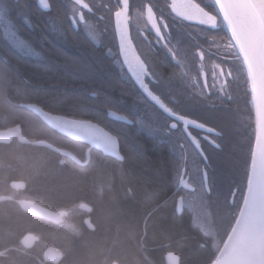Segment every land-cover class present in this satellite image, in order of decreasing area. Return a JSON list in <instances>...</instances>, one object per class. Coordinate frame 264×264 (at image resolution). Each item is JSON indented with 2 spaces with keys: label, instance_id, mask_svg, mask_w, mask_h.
<instances>
[{
  "label": "trees",
  "instance_id": "16d2710c",
  "mask_svg": "<svg viewBox=\"0 0 264 264\" xmlns=\"http://www.w3.org/2000/svg\"><path fill=\"white\" fill-rule=\"evenodd\" d=\"M16 65L11 96L20 97L32 84L31 93L48 104L63 112L78 109L80 115L118 135L124 160L93 149L87 167L72 161L61 165L57 154L45 147L0 144V195L10 192V182L23 180L26 190L21 195L52 211H67L74 226L26 213L14 199L0 202V264H44L42 257L49 247L62 255L57 264H167L169 252L180 257V264H212L217 251L210 239L189 213L177 212L173 177L177 159L161 144L138 134L136 126L109 119L104 94L95 100L86 96L84 101L80 92L68 87L72 78L65 70L28 72L23 62ZM8 76L0 77L1 85L7 84ZM32 115L53 134L55 145L73 147L75 140ZM30 127L37 126L31 121ZM82 204L91 205L92 211L82 210ZM88 216L93 228L82 223ZM26 234L35 236L29 249L21 242Z\"/></svg>",
  "mask_w": 264,
  "mask_h": 264
},
{
  "label": "flooded vegetation",
  "instance_id": "af4514ba",
  "mask_svg": "<svg viewBox=\"0 0 264 264\" xmlns=\"http://www.w3.org/2000/svg\"><path fill=\"white\" fill-rule=\"evenodd\" d=\"M12 2L13 4L10 6L16 9V11L20 13L32 11L34 13V21L38 24H43V20L39 14H35L36 7L39 6V0H35V5L33 4V0H12ZM50 2L55 3V8L51 13L52 20L49 25L51 35L48 37L47 43H44L43 40L40 39L42 29L35 34L26 33L29 37L35 35L38 40L36 45H32V52H28L24 48H17L14 44H10L5 35V27L3 24H0V66L3 67V76L4 74L10 76L6 85L0 84V133H4L0 137L2 140L0 144L11 146L17 145L16 143L23 144L20 141L23 137L32 141L44 140L54 144L50 139L53 134L44 128L41 122L39 123V121H36L38 119H35L32 115L36 114L24 106L27 104H35L52 114L63 115L76 120L93 121L91 118H88L89 116L80 115L78 109H74L72 112H63L62 108L50 105L44 99L34 96L31 93L32 84L24 88L23 95L20 97L10 95L16 88L14 79L16 78V72H18L16 64L21 61L24 64L23 68L28 72L39 69L47 71L51 67L65 70L72 78V81H70L71 84H69L68 87L72 91L80 92L82 94L81 98L84 101H87L86 96L91 97L90 93L92 90L88 88L86 81L75 75L69 68L64 67V60L58 59V57H71L81 50V43H94L91 39L92 34L89 33L86 35L85 33L88 30L85 29L83 25H80L74 30L72 25H70L69 21L65 18V12L70 8L73 0H50ZM86 2L96 5V7L101 10L99 14H104L108 17L105 24L102 26L106 29L104 43L111 50L107 63L112 67L114 72H119L124 80L129 81L130 87L133 83L131 74L127 72L126 66L121 67L120 61L122 57L118 55L119 35L115 32L114 17L104 12L105 7H111L115 10L118 0H86ZM148 2L155 6L153 10L157 13V16L163 14L165 20L169 23L168 32L171 34L173 40V44L169 46L178 48L181 57L185 58L186 66L183 69L177 68L175 62L172 61L170 57L166 56V49H163L161 45L155 44V33L151 30L150 26L145 27L146 14L141 13L145 11L144 6ZM196 2L200 3L202 7H205L207 11H211L215 14L213 0H196ZM180 3L181 0H177V4ZM170 4L171 0H130L128 29L129 35L132 38L133 48L138 54H144L142 58L152 63L155 66V70L165 78L166 82L167 78L175 73L176 75L170 83L172 85H183L188 88V92L190 93L195 92L193 87H189L193 77L197 78L200 86H202L204 80L207 79L209 84V94L207 96L209 107L221 105L220 96L212 94L215 92V89L211 88L213 82L212 72L215 71L219 73L223 71L225 73L223 79L229 82L228 93L232 97V103L231 105L225 104L224 107H229L231 111L225 113L223 109H221L217 114L225 118L226 130L228 133L224 150H214L208 141L202 140V147L205 149L204 154L210 157L207 160L203 159L197 150L190 144H185L183 151L179 146L176 147L174 151L170 144L155 140V138L139 127V122L141 120L145 126H154L151 113H148V117L145 118V114L142 111L141 116L137 117V126L135 123L129 124L109 117L111 114H117V116L132 120V117L127 111V104L129 103L128 98L121 97L118 88L112 92V96L118 97L120 103L110 104L105 97L104 108H107V117L109 119L128 126H136L138 134L145 135L157 145L161 144V146L167 149L170 155L172 154L171 156L177 159V170L179 169L180 177L185 181V184L179 182L180 177H178L176 170L173 177L175 178L178 192L177 205L179 199L183 197V212L186 211L189 213L191 219L196 223L206 239H210L213 246L212 250L219 251L230 233L237 219L236 216H238L241 209V207H239V205L242 204L241 192L246 191L249 148L255 133V114L249 89L250 84L247 81L245 66L236 58L235 51L227 47L229 35L226 27L221 26L217 30L209 31L205 26L181 21L179 17L171 12ZM40 11L47 13L46 9H40ZM57 11L59 15H57ZM83 11L85 12V16L88 17L89 14L87 10ZM10 19H12L14 24L16 23L15 13L10 14ZM17 27H19V25H17ZM20 39L26 38L21 36ZM99 39L100 36L96 35V40ZM196 46H199L205 53L202 62L195 53ZM201 63L203 64L202 68ZM217 65L219 67H217ZM229 72H231V76L228 75ZM201 73H203V75H201ZM52 85L56 86L55 84ZM75 105H77V103ZM21 108L23 110H21ZM193 112L195 114L200 112L199 105L194 106ZM189 118H196V115L190 116ZM39 119L41 120L40 117ZM31 121L35 123L37 127L31 128ZM41 121L46 124L43 120ZM208 126L212 127L214 125L209 124ZM106 129L119 139L117 134L112 132L109 128ZM192 131L194 135H198V138L207 135V133H200L196 129ZM212 138L215 137H209V139ZM179 143L184 144L185 142L181 140ZM72 146V148L58 147L72 151L81 159L80 161L84 162V152L89 146L86 142L83 143L80 141H75ZM120 153L123 157L124 154L121 148ZM56 154L59 159L58 162H60L61 165H65L68 161L75 163V161L67 156L59 153ZM89 164L90 160L86 167ZM77 165L84 167L79 164ZM205 171L209 174L210 185L209 191L201 196L200 181L202 173ZM17 181L23 182V180ZM12 182H10V192L2 195L10 196V200L14 199L19 204L18 206L24 211L25 205L28 203H34L35 205L46 208L34 199L21 195L20 192L26 190L25 181L23 182L25 184V188L23 189L12 187ZM237 188L240 189L239 192H236ZM232 192H236L235 201L233 200ZM83 205L84 204L81 205L82 210H84ZM86 205L90 210L84 211L88 213L91 212L92 206L89 204ZM54 212L62 213L57 224L66 225L65 227L67 228L74 227L67 219V211L58 210ZM197 217H199L200 220H198ZM86 221H90V216L82 219L83 224H87ZM27 235L29 234L21 237L24 249H29V247H31V245L26 246L23 241V238ZM57 263L45 261L44 264Z\"/></svg>",
  "mask_w": 264,
  "mask_h": 264
},
{
  "label": "snow or ice",
  "instance_id": "6c2138e0",
  "mask_svg": "<svg viewBox=\"0 0 264 264\" xmlns=\"http://www.w3.org/2000/svg\"><path fill=\"white\" fill-rule=\"evenodd\" d=\"M213 2L215 14L207 11L196 0H181L180 4H177V0H171L170 8L171 12L181 21L205 26L209 31L226 26L230 33L227 47L234 50L236 58L246 66L247 81L250 84L255 109V133L249 148L246 191L241 192L242 204L239 207H243L257 195L264 197V0H213ZM12 4V0H0V24L5 27V35L9 43L32 52V45H36L38 40L35 35L29 37L26 33L35 34L41 29L40 39L47 43L51 35L49 25L55 3L50 0H39L35 14H39L42 18V25L34 21L32 11L20 13L10 6ZM33 4L35 5V0ZM154 7L150 2L144 6L145 11L141 14H146L145 27L150 26L155 33V44L166 49V56L175 62L177 68L183 69L186 66L185 58L181 57L178 48L169 46L173 44L172 36L168 32L169 23L163 14L157 16L153 10ZM40 9H46L47 13L41 12ZM129 9L130 0H118L115 10L105 7L104 12L114 17L115 32L119 35L118 55L122 57L121 67L126 66L127 72L131 74L133 83L130 87L129 81L124 80L119 72H114L107 63L111 50L104 43L106 29L102 26L108 17L99 14L100 8L86 0H73L70 8L65 12V18L74 30L83 25L88 30L85 34L91 33L94 43H81V50L75 55L58 57V59H63L64 67L69 68L75 75L86 81L88 88L92 90L90 93L92 99H99L104 94L110 104H119L120 99L112 96V92L118 88L120 96L127 97L129 101L127 111L132 120L127 121L128 123H135L137 126V117L141 116L142 111L145 118L148 117V113H151L154 126H145L141 120L139 127L155 140L170 144L174 151L178 146L183 151L185 144H190L203 159L207 160L210 157L204 154L202 140L208 141L214 150L223 151L228 133L225 118L217 114L221 109L225 113L230 112L231 109L224 105L232 103V97L228 93L229 82L223 79L225 73L223 71L212 72L211 88L215 89L212 94L221 98V105L213 107L208 106L209 84L207 79L200 86L197 78L193 77L189 85L195 89L193 93L188 92V88L183 85L170 83L175 73L169 76L166 82L165 78L155 70V66L142 58L144 54H138L134 50L128 29ZM83 10H87L88 17L85 16ZM12 13H15V24L10 19ZM57 15H59L58 11ZM96 35L100 36L99 40H96ZM21 36L26 39H20ZM195 53L202 62L205 56L204 51L196 46ZM228 75L231 76V72ZM195 105L200 107L198 114L193 112ZM193 115H196V118H189ZM209 124L214 126L209 127ZM193 129L200 133H207V135L198 138V135H194ZM212 136L215 138L209 139ZM181 140L185 143H179ZM177 175L180 177L179 169ZM179 182L185 184L182 177ZM209 185V174L205 171L200 181L201 196L209 191ZM239 191L240 189L237 188L236 192ZM236 192H232L234 201ZM183 199L181 197L180 201ZM197 219L200 220L199 217Z\"/></svg>",
  "mask_w": 264,
  "mask_h": 264
},
{
  "label": "water",
  "instance_id": "95a60500",
  "mask_svg": "<svg viewBox=\"0 0 264 264\" xmlns=\"http://www.w3.org/2000/svg\"><path fill=\"white\" fill-rule=\"evenodd\" d=\"M228 35H230L229 32ZM244 68L246 69V66ZM24 106L38 115L52 130L57 131L71 140L86 142L89 147L86 149V161L81 162L70 151L61 149L48 141H31L23 137L20 139L21 143L45 147L53 152L71 158L79 165H86L89 162L88 159L90 158L92 149H97L104 155L113 157L114 159L123 160L119 148V139L100 124L93 121L76 120L63 115L52 114L35 104H27ZM253 110L255 114L254 105ZM109 117L125 123L130 121L125 117L117 116V114H111ZM2 134L4 133H0V137ZM11 186L17 189L25 188V184L22 181H13ZM10 199V196L0 195V202ZM181 207L183 208L182 201H180L176 208L178 214H182L183 212V209L181 211ZM24 209L31 215L54 222H57L59 217L62 216V213L54 212L34 203H28ZM83 209L90 210L86 204L83 205ZM86 222L89 227L93 228L90 221ZM34 239L35 236L29 234L24 237L23 241L27 246L32 245ZM220 249L212 264H264V197L257 195L248 204L241 207L232 230ZM61 256L60 251L55 248H49L44 253L45 260L54 263L59 262L62 258ZM165 260L167 264H180V257L174 252L167 253ZM113 264L118 263L114 262Z\"/></svg>",
  "mask_w": 264,
  "mask_h": 264
},
{
  "label": "bare ground",
  "instance_id": "6f19581e",
  "mask_svg": "<svg viewBox=\"0 0 264 264\" xmlns=\"http://www.w3.org/2000/svg\"><path fill=\"white\" fill-rule=\"evenodd\" d=\"M32 141V140H31ZM33 141H38V140H33ZM49 142V141H48ZM51 143V142H50ZM53 144V143H52ZM55 145V144H54ZM35 146V145H34ZM57 146V145H56ZM58 147V146H57ZM59 148H61V147H59ZM61 149H64V148H61ZM65 150H67V151H70V150H68V149H65ZM87 151V150H86ZM86 151L84 152V156H85V161H86ZM92 151V150H91ZM73 155H75L72 151H70ZM91 153V152H90ZM75 157H77L76 155H75ZM78 159H79V161L81 160L79 157H78ZM90 159V158H89ZM88 159V160H89ZM84 161V162H85ZM82 162V161H81ZM76 163V162H75ZM89 163V162H88ZM88 163H86V165L88 164ZM86 165H81V166H86ZM178 206V205H177ZM232 230V229H231ZM231 232V231H230ZM229 235V234H228ZM227 238H228V236H227ZM23 240H24V238H23ZM49 248H55V247H49ZM48 248V249H49ZM55 249H57V248H55ZM47 250V249H46ZM45 250V251H46ZM58 250V249H57ZM45 251H44V253H45ZM42 258H44V254H43V257ZM45 259V258H44ZM46 261V260H45Z\"/></svg>",
  "mask_w": 264,
  "mask_h": 264
},
{
  "label": "rangeland",
  "instance_id": "374dc122",
  "mask_svg": "<svg viewBox=\"0 0 264 264\" xmlns=\"http://www.w3.org/2000/svg\"><path fill=\"white\" fill-rule=\"evenodd\" d=\"M2 68H3V67L0 66V77L3 78V69H2ZM240 210H241V209H240ZM239 213H240V211H239ZM239 213H238V215H239ZM236 217H237V216H236ZM64 224H65V223H64ZM63 226H66V225H63ZM221 248H222V247H221ZM220 250H221V249H220ZM220 250H219V251H220ZM219 251H217V254H218ZM217 254H216V255H217ZM215 257H216V256H215ZM214 259H215V258H214Z\"/></svg>",
  "mask_w": 264,
  "mask_h": 264
}]
</instances>
